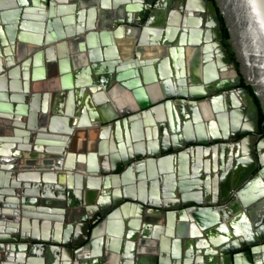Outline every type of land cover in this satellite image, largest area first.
Returning a JSON list of instances; mask_svg holds the SVG:
<instances>
[{"label":"water","instance_id":"obj_1","mask_svg":"<svg viewBox=\"0 0 264 264\" xmlns=\"http://www.w3.org/2000/svg\"><path fill=\"white\" fill-rule=\"evenodd\" d=\"M95 1H99L101 8H106L109 2ZM64 4L62 0H0L2 18H7L9 42L18 41L24 48V45L31 47L30 54L20 57H15L4 44L0 51V85L4 84L6 89L0 91V114H11L19 121L15 123L11 117L0 115V264H33L31 250L35 248L45 264H51L52 259L63 260L64 264H199L206 258L211 261L208 264H264V212L258 214L259 220L252 216L255 229L242 220L252 213V204L263 201L264 206L260 112L242 85L244 80L252 87L264 113V0H118L114 5L116 12H105V21L95 22L98 12L91 10L90 20L85 23V12H80L76 27L72 15L62 27L60 15L65 17L76 9ZM121 5L125 9H118ZM217 8L228 29V43L236 61L223 45ZM150 9L149 21L142 28L144 17L140 13ZM152 26L160 28L159 31ZM164 27H168V33L163 34ZM114 28L117 29L113 34L109 30ZM123 36L128 41L125 51L119 54L113 39ZM55 45L60 52V67H68L69 61L79 67L88 55L93 62L97 61L96 56L100 60L101 47L106 54L110 52V57L106 56L109 70L101 64L84 68L99 73L108 71L97 87L88 79L86 84L76 83L75 91L72 82L68 87L63 83L66 78L61 77L63 91L69 90L65 111L50 103L56 75L50 77L51 89L45 85L49 73L44 62L51 56L45 57L43 47L53 51ZM23 58H26L23 65L16 67ZM117 60L121 63L118 66ZM60 72L64 74L62 68ZM160 77L167 80L161 84ZM86 87L95 90L102 104L100 113L90 108V120L85 117L86 108L80 110L81 104L75 98ZM32 89L38 94L28 98ZM119 90L124 92L126 102L118 95ZM25 96L32 103L30 114L20 110L19 104L26 103ZM174 101L180 106L189 104L192 123L202 129L201 133L195 135L189 122L183 138L179 124L175 128L171 120L176 139L171 142L163 138L161 146L157 141L151 142L150 136L145 141L143 126L155 125L152 113L160 119L161 130L167 129L165 118L158 111L163 103ZM201 103L208 107L209 118L213 119L208 132L202 124ZM22 115L28 118L19 120ZM129 123L133 139L126 137L125 143H120L124 147L121 156L104 157L100 166L96 155V163L92 165L81 152L77 158L69 154L68 161H63L65 151L71 153L73 144L87 146L86 141L79 139L91 137L92 132L84 130L92 125L105 127L97 152L107 156L103 145L112 127L126 128ZM212 147L223 156L233 155L237 164L247 168L245 175H239L231 188L222 193H207V200H191L182 195L176 204L169 205L165 200L171 197L169 189L158 200L154 195H138L131 189L137 180L157 182L164 173L161 165L182 156V151L186 155L194 153L197 159L194 167H198L202 152ZM255 169L258 174L246 179ZM81 191L86 194L83 221L87 223V233L85 241H74L70 237L75 223L71 211L74 194ZM32 207L37 213L24 210ZM48 210L65 226L64 239L50 235L40 238L27 228V218L48 217ZM154 211L165 219L157 225L143 226L146 213ZM187 227L192 233L187 234ZM213 234H219L220 239L215 240ZM110 235L119 242L123 238L139 240L140 254L136 261H117L113 245L103 241ZM186 238L198 240L195 247H189V256L181 249ZM89 251L91 260H84Z\"/></svg>","mask_w":264,"mask_h":264},{"label":"crops","instance_id":"obj_2","mask_svg":"<svg viewBox=\"0 0 264 264\" xmlns=\"http://www.w3.org/2000/svg\"><path fill=\"white\" fill-rule=\"evenodd\" d=\"M118 0H109V5L110 7L114 8L115 3H117ZM62 15V14H61ZM60 15V20L62 21L61 25L63 27V18L70 17V15H74L72 14H65V17H61ZM64 16V15H63ZM176 18V17H175ZM7 19V18H6ZM6 19L2 18V11L0 10V51L3 48V44H4V48L9 47L11 50V53H13V55L15 57H20L21 55H28L30 54V46L29 45H24L25 48L22 46V44L18 41H15L14 44H11L9 42V37H10V33L7 30V25L5 24ZM114 43L113 45L116 47V49L118 50V53H122L123 51H125V45L127 44L128 39L123 36V37H114L113 39ZM50 47H43V52L45 53V57L47 55L51 56L50 59H46L44 62V65L47 61V70H50V66L52 68L53 64H56V73H54V75L57 74L56 80H55V84H56V89L55 92L53 93L54 96H52L51 99V104H53L54 106H56L59 110L61 111H65L67 106H68V102H69V90L63 91V86L61 85L62 80L61 77H65L66 81H63V83H65L68 87H69V82H72V87H75V91L77 90L75 86V84L79 83L80 84H86L87 80L89 79L90 81L93 82H101V78L102 77H106V75H108V71L105 73H99V72H94L93 71H84V67L87 68V66H89L88 64L86 65V62L84 61L82 63L81 66L82 67H76L75 64L71 61H69L68 63V67H64L63 65L60 67V63H59V48L58 50L56 49V45L54 47L53 51H49ZM101 55L102 58L99 60V62L97 63L98 65H102L103 68L108 69L109 67V61H107V57H110V52L106 54V49L101 47ZM107 56V57H106ZM121 58L123 57L122 55H120ZM54 57V58H53ZM216 57H214L215 59ZM101 66V67H102ZM204 67V63H201V67ZM32 68V67H31ZM46 68V66H45ZM62 68V70H64V74H61L60 69ZM80 68V69H79ZM66 69L68 70L66 72ZM79 69V70H78ZM170 69L172 70V66L170 65ZM46 70V72H47ZM82 70V71H81ZM109 70V69H108ZM32 72H33V68H32ZM202 72L204 73V70H202ZM50 73V72H49ZM188 76L190 74V72L187 73ZM53 75V73H50V76ZM78 75V76H77ZM52 77V76H51ZM161 78V77H160ZM167 80V77H165L162 81V78L159 80V82L162 84L163 82H165ZM47 79V82L45 83V85H50V82ZM83 81V82H81ZM101 87V86H100ZM50 89V88H49ZM74 89V88H73ZM82 90V89H81ZM0 91H6L5 89V85H0ZM62 92V94H61ZM83 93H80L79 95H75L76 101H78L81 104V107H79L80 110L85 109L87 110V115L85 117H87V119H91V114H90V108L95 109L98 111V113H100L99 109L100 106H102L101 103L98 102L97 99V93L89 88H85V91H82ZM123 92V91H122ZM120 90L118 91V95L121 97V100L123 102H126L127 98L125 97V95L122 93ZM57 93V94H56ZM56 95H58L56 97ZM129 95L132 97V92L129 91ZM135 100V99H134ZM136 101V100H135ZM200 105V109H201V113H202V118H203V126H206V132H208V127H209V122L213 119L209 118V112L207 111L208 107L204 104H199ZM50 106V105H49ZM159 115L163 116L166 122V130H161L160 127V119H157V116L152 113L153 115V119L155 122V125H149V127H146V125L143 126V137L145 141H148V136H150V141L155 143L156 141L159 142L160 144L163 143V138H167L169 141H173V138L175 137V131H173L174 129H172L171 124H173L171 122V120L174 122L175 124V128L177 127V125L179 124L180 127V134L182 135V137L184 138V136L186 135V130L188 129V127H186L188 125L189 122L192 123V116H191V108L189 106V104H185V105H178L175 101L170 103H163L161 106V109L158 111ZM1 116L4 117H10L11 114H6V113H2L0 114ZM191 116V117H190ZM211 116V115H210ZM93 124V123H92ZM112 125V124H111ZM110 125V126H111ZM115 125V124H114ZM131 123H129L127 125V127L125 128L124 126L120 125L119 128L118 127H112L111 131L109 132V135L107 136V138H105V143L103 145V150L104 152H107V156H101L97 151L98 149L100 150V145L98 144L101 141V133L102 130L105 129V127H95L92 125V127H88L85 128V133L86 132H92L91 137L90 138H85V139H79L80 142L82 141H86L88 144H91L90 147H88V144L86 147H81L80 145H74L73 144V148L71 150V153H69V151H65V160L64 162H66V160L68 161V156L69 154L74 155L75 157H78V153L81 152L82 154H84L86 156V158H88V163L91 161L92 165L96 163L95 161V155L97 156V162L99 164V166L102 164V158H110L111 155L113 156H121V150L122 145H120L121 142H123V144L126 141V137H128L130 140H132L133 138V129L131 128ZM192 125L194 126V133L196 135V133H201V128L197 129V125L195 123H192ZM113 126V125H112ZM211 126H213V124H211ZM214 127V126H213ZM217 129L220 131L219 127H218V123L216 122V126ZM95 131V132H94ZM149 133V134H148ZM86 135V134H85ZM176 139V137H175ZM213 146V145H212ZM214 147L210 148V151H203L202 153V160L201 163L199 164L198 167H194V164H196V156L194 153H191L188 155H186L187 153H185L184 151H182V156L178 155L177 158L171 159L166 161L164 164L161 165V169L164 172L163 174H161L158 179L157 182H154L153 180H146V181H136L132 186L131 189L133 190V192H135L136 194H142V195H154V199L161 198L164 195V192L169 189L171 191V197L165 199L167 200V204L169 205H174L177 203V201L180 200V198L182 197V195L188 197L191 200H195V199H201L203 198L204 200H207L205 194L207 193H212L213 191H215L217 194L222 193L224 190L231 188V185L234 183V181L237 179V177L239 175H245L246 172V166H242L240 164H236L234 156L233 155H229V154H225L224 156L221 154L220 151H216L213 150ZM81 149L83 151H81ZM129 149V148H126ZM96 150V152H95ZM185 153V154H184ZM80 154V153H79ZM76 157V158H77ZM75 161H77V159H75ZM224 161V163H222ZM74 159L70 158V163H73ZM108 163V162H107ZM79 165V164H77ZM79 167V166H78ZM157 169L160 170L159 166H156ZM195 168V170H194ZM196 174H195V173ZM211 173V174H210ZM249 178V175H246V179ZM136 179V177H135ZM54 192V191H53ZM79 194H74V204H73V208L71 213L73 215V217L75 218V223L72 224V230H71V235L70 237L72 239H74V241L77 240H84L85 241V235L87 233V223L83 221V219L86 217V210H85V196L83 194V192H78ZM163 199V198H162ZM54 200V199H53ZM157 202V201H156ZM263 201H259V203H255L252 204L250 206V209H252L253 211H251L252 213L247 214L246 218L242 219L245 223V225L250 224L251 229H255L254 225H253V218L254 219H258L257 216H259L258 214L262 215V213L264 212V206L263 203H261ZM29 205V204H28ZM32 206V205H31ZM42 207V206H41ZM44 207V206H43ZM35 207L32 208H27L24 209L27 212L30 213H37V210H33ZM38 208V207H36ZM44 208H48L49 210H53L55 208L53 207H44ZM45 217V218H32L29 217L27 218L28 220V224H27V228L30 229V233L39 235L40 238H42L44 235L47 236H51L50 238L53 237H57V238H61L64 239L65 238V226L61 225L59 220H55L53 216H55L56 214H53L51 211L49 212ZM155 213H146V221L143 222V226L145 224H150L151 226L153 225H157L158 222H160L161 220L165 219L163 217L160 216V214L156 213L159 211H154ZM44 216V215H43ZM50 216V217H49ZM85 216V217H84ZM53 217V218H52ZM264 218V217H263ZM205 219H210L207 218L205 216ZM205 220V221H206ZM259 220V219H258ZM165 221V220H164ZM180 222V220H177V223ZM64 224V223H63ZM188 225V224H187ZM245 225H240L241 229L245 228ZM66 226H68L66 224ZM187 231V234L192 233L191 232V228L187 227L185 228ZM153 231V229H152ZM214 235V239L215 240H219L220 236L219 234H213ZM172 240V239H171ZM103 241L106 242V244L108 243L109 246H112L113 249V254L116 257L117 261H123L126 262L127 260L130 262H134L136 261L137 257L139 256V252L138 251V242L139 240H135V241H128L125 238L117 239V237L115 236H105ZM198 240L197 239H189L186 238L183 240V247L181 248L184 251H188L190 250L189 247H195V244ZM105 244V245H106ZM104 245V246H105ZM172 245V244H171ZM140 247L143 248H150V246L147 247V245H142ZM38 250V249H37ZM36 248L35 250H31L33 251V264H37L38 261L40 262V264H45V261H42L40 259V257L37 255ZM40 253V252H39ZM104 253H106V251H104ZM87 254V255H86ZM37 255V256H36ZM85 259L87 261L91 260V255L92 252L89 251L87 253H85ZM90 258H87V257ZM142 257H146V256H142ZM59 258V257H58ZM133 259V260H132ZM52 263L51 264H64V261H59L57 259H52ZM47 264V263H46Z\"/></svg>","mask_w":264,"mask_h":264},{"label":"flooded vegetation","instance_id":"obj_3","mask_svg":"<svg viewBox=\"0 0 264 264\" xmlns=\"http://www.w3.org/2000/svg\"><path fill=\"white\" fill-rule=\"evenodd\" d=\"M158 0H156V2H157ZM72 3H69V1H66V0H62V3H66V4H64L63 6H69V4L70 5H72V6H74L76 9H75V11L73 12V14L74 15H72V16H74L75 17V22H74V25H73V27H76V25H77V23L79 24V18L81 17V15L79 14L80 12H85V17L87 18V20L85 21V23L88 21V20H90V17H91V14H90V12H91V10H96L97 12H98V14H97V17H96V19H95V22H98V21H105L106 20V16H105V12L107 11V12H110V13H114V12H116V10H115V8H112V7H110V5H109V3L107 2L106 4V8H101V6L99 5V1H95V0H92L91 2H90V0H72L71 1ZM125 6L124 5H121V7L120 8H118V9H121V8H123V9H125L124 8ZM143 12V11H142ZM140 13V14H142V17H144V22H143V24H142V28H144L146 25H147V22L149 21V17H150V15H151V13H152V9H150L149 11H146L145 13ZM102 13V14H101ZM124 13H125V15L128 13L127 12V10L126 11H124ZM61 21V20H60ZM63 27H65V24H67L68 22H69V19H68V17H66V18H63ZM151 28H153L155 31H159V29L160 28H157V26H152ZM116 29L117 28H114V29H112V30H109V31H111L113 34L115 33V31H116ZM162 30L164 31L163 32V34H165V33H168V27H164V28H162ZM163 40V39H162ZM96 56V55H95ZM101 56V55H100ZM28 57V56H27ZM97 57V61H95V62H93L92 61V59H91V57H90V55H88L87 56V58L84 60L85 62H86V65L88 64L89 66H91V65H94V64H97L98 62H99V59H98V56H96ZM123 58V57H122ZM24 60H26V58H23L21 61H19L17 64H16V67H18V66H21V65H23V63H24ZM117 63H116V65L118 66L119 64H121V63H119L120 61H116ZM119 63V64H118ZM32 66V65H31ZM45 66H46V69L48 68V66H47V61H46V63H45ZM88 66V67H89ZM79 67H82V69H83V66H79ZM32 68H33V66H32ZM32 68H30V70H31V72H32ZM85 68V67H84ZM80 69V68H79ZM78 69V70H79ZM25 70V68L24 67H22V68H20V71L21 72H23ZM48 71V73L50 72V73H53V75H54V73H56V64H53L52 65V68H51V66H50V70H47ZM91 71H93V73L94 72H96V71H94L93 69L91 70ZM30 72V71H29ZM30 72V73H31ZM50 73H49V81H50V77L51 76H53V75H51L50 76ZM56 77H57V74H56ZM53 79H55V78H53ZM52 79V80H53ZM48 81V82H49ZM47 82V81H46ZM92 82V81H91ZM98 83H99V81H95V83H94V86L93 87H97L98 86ZM96 84H97V86H96ZM22 87V86H21ZM48 89L50 88V85L47 87ZM51 89V88H50ZM93 90V89H92ZM95 90H93V92H94ZM97 91V90H96ZM34 93H37V92H35L33 89H32V91L30 92V95L28 96V98H32L33 97V95H34ZM38 94V93H37ZM28 98L25 96V101H26V103L24 102V103H20L19 105L21 106L20 107V110L21 111H27L28 112V114H30L31 113V105H32V103H31V101H29L28 100ZM9 103H11V101L9 102ZM12 104V103H11ZM16 106H18V104L16 103ZM15 109H16V107H15ZM24 109V110H23ZM14 114H16V113H18L17 112V109L16 110H14V112H13ZM23 116V115H22ZM20 117V119L19 120H23V119H25V118H28V115L27 116H23V117ZM11 117V116H10ZM11 119H12V121L13 122H15V119H16V117H11ZM260 134L262 135V137H264V130H263V128L261 127V132H260ZM242 138V137H241ZM257 138H255V140H256ZM211 145H214V143H212ZM233 162H235V164H236V161H233ZM258 170H259V168H258ZM258 174V171H256V169L253 171V173H252V175H249V180L253 177V176H256ZM209 194V193H208ZM205 195H207V192H206V194ZM182 252H187V254H188V256H189V253H190V251H184V250H182ZM204 260V262L203 261H201V263H199V264H208V262H211V261H207V258L206 259H203ZM195 261V260H194ZM196 262V261H195ZM210 264H212V263H210Z\"/></svg>","mask_w":264,"mask_h":264},{"label":"trees","instance_id":"obj_4","mask_svg":"<svg viewBox=\"0 0 264 264\" xmlns=\"http://www.w3.org/2000/svg\"><path fill=\"white\" fill-rule=\"evenodd\" d=\"M212 1L215 2V0H212ZM217 12H218V15H219V19H220V21H221V29H222V33H223V45L225 46L227 52L231 55L232 59H233L234 61H236L235 54H234V52H233V50H232L230 44L228 43L229 32H228V29H227V27H226V25H225V22H224L223 16L221 15L220 10H219L218 8H217ZM236 64H237V67H238L239 64H238V63H236ZM242 85L245 86V87L248 89V91L250 92L251 96L253 97L254 101L256 102V104H257V106H258V108H259V112H260L259 121H260V125H261V127H262L263 130H264V125H263V123H264V113H263V109H262V107H261V103H260L258 97L256 96V94L254 93V91H253V89H252L251 86H247V85L245 84L244 80H243V82H242Z\"/></svg>","mask_w":264,"mask_h":264},{"label":"bare ground","instance_id":"obj_5","mask_svg":"<svg viewBox=\"0 0 264 264\" xmlns=\"http://www.w3.org/2000/svg\"><path fill=\"white\" fill-rule=\"evenodd\" d=\"M176 18H177V17H176ZM15 123H19V121H17V119H15ZM94 132H95V131H94ZM160 146H161V144H160ZM64 157L66 158L65 154H64ZM64 160H65V159H64ZM64 160H63V161H64ZM32 168H33V169H32L33 172H35V171H34V170H35L34 167H32ZM79 168H82L81 165L79 166ZM35 191H38V189L35 190Z\"/></svg>","mask_w":264,"mask_h":264}]
</instances>
